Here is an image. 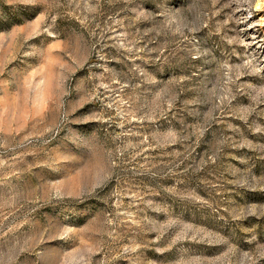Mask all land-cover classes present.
Returning <instances> with one entry per match:
<instances>
[{
    "label": "rangeland",
    "instance_id": "obj_1",
    "mask_svg": "<svg viewBox=\"0 0 264 264\" xmlns=\"http://www.w3.org/2000/svg\"><path fill=\"white\" fill-rule=\"evenodd\" d=\"M0 264H264V0H0Z\"/></svg>",
    "mask_w": 264,
    "mask_h": 264
}]
</instances>
